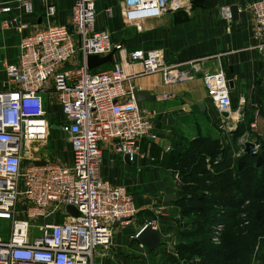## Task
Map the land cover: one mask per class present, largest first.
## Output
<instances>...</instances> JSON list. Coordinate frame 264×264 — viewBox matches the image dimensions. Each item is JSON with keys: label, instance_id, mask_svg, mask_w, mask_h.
Masks as SVG:
<instances>
[{"label": "built area", "instance_id": "built-area-1", "mask_svg": "<svg viewBox=\"0 0 264 264\" xmlns=\"http://www.w3.org/2000/svg\"><path fill=\"white\" fill-rule=\"evenodd\" d=\"M100 1L74 0L70 25H51L25 36L17 61L5 68L13 87L0 91V220L9 224L8 232L0 229V264H112L107 260L115 223L127 225L138 213L126 187L102 176L104 154L112 147L119 156L135 162L141 142L154 137L155 123L149 112L138 108L133 88L125 87L138 73L127 72L120 63L90 70L88 56L103 58L116 50L128 66L141 65L139 74H161L165 86L200 77L220 116L221 135L234 132L243 121L240 111L237 121L230 118L236 112L234 89L225 70L206 72L203 60L168 65L160 50H118L110 31L97 28ZM123 9L125 23L135 25L146 17L189 11L191 1L124 0ZM251 9L254 37L263 52L264 0L253 3ZM106 11L112 14V8ZM19 12L33 15L32 0H0V16H12L4 19V28L28 27L19 22ZM56 12L55 5H47L48 17ZM221 14L232 22L230 6L222 7ZM49 107H56L61 118L53 121ZM255 128L250 125L251 130ZM52 129L67 137L71 147L68 164L40 157ZM247 143L253 144L252 154L260 152L261 143L247 132L241 138L238 157L247 154ZM67 206L75 207L79 217H72ZM156 214L161 216L163 209ZM147 225L158 230L157 221L142 229ZM222 229V224L213 228L217 245ZM140 231L129 238L139 250L147 251L138 241Z\"/></svg>", "mask_w": 264, "mask_h": 264}, {"label": "crops", "instance_id": "crops-1", "mask_svg": "<svg viewBox=\"0 0 264 264\" xmlns=\"http://www.w3.org/2000/svg\"><path fill=\"white\" fill-rule=\"evenodd\" d=\"M3 1L14 3L16 0ZM123 1L101 0L97 6V28L110 31L113 45L118 50H160L168 65L203 60L201 66L206 72L222 68L229 80H234L233 103L236 105L238 97L241 100L244 96L243 121L250 120L246 132L256 133L260 120L264 121V74L261 68L264 53L258 49L259 43L254 37L251 9L258 0H190L189 11H170L160 17H146L135 25L125 23ZM32 2L33 15L18 14L19 22L28 24L26 29L17 26L6 29L2 22L12 16H0V91L13 87L7 79L5 68L17 61L25 36L51 25L71 24L74 0ZM48 4L56 7L57 12L53 17L47 16ZM224 6L239 7L237 21L232 19V22H228L222 16L221 8ZM107 8H112L111 15L107 14ZM122 57L117 52L113 64L100 68L109 69L120 63L127 72L138 73L125 83V87L130 91L133 88V92L145 91L155 98L154 101L142 103V108L151 114L155 128L154 137L141 142L140 156L135 162L127 163L125 157L116 154L112 147L106 148L102 176L112 184L125 186L135 199L138 214L142 216L137 224H133V219L127 225L115 227L112 256L107 261L112 264H169L171 257L178 259L175 250L179 243L178 225L184 226L188 220L182 216L176 202L164 201L166 196L178 198L181 191L178 184L180 175L168 168L169 155L188 146L191 140L199 136L208 137L210 133L206 134L205 130L210 129L208 124L213 129L212 123L216 124L218 113L202 78L165 86L161 74H139L141 65L130 67ZM165 97L168 99L165 100ZM200 104H204V110H200ZM212 112L217 118L213 117ZM251 124L256 125L253 132L249 131ZM68 153L71 156L70 145ZM159 208L163 209V214L157 217ZM150 217L157 218L161 242L164 243L155 252L139 250L137 242L129 238L142 229L143 224L140 226L138 223L143 220L145 223ZM254 264H264V250Z\"/></svg>", "mask_w": 264, "mask_h": 264}, {"label": "trees", "instance_id": "trees-1", "mask_svg": "<svg viewBox=\"0 0 264 264\" xmlns=\"http://www.w3.org/2000/svg\"><path fill=\"white\" fill-rule=\"evenodd\" d=\"M248 127L240 125L235 135L241 136ZM259 142L258 154L249 152L233 164L219 140L209 137L199 136L170 153L168 168L182 181L176 204L191 222L178 234V259L171 257L169 264H252L257 244L264 243V138ZM210 157L212 171L206 164ZM220 224L225 232L216 245L213 228Z\"/></svg>", "mask_w": 264, "mask_h": 264}, {"label": "rangeland", "instance_id": "rangeland-1", "mask_svg": "<svg viewBox=\"0 0 264 264\" xmlns=\"http://www.w3.org/2000/svg\"><path fill=\"white\" fill-rule=\"evenodd\" d=\"M244 102H242L240 100V96H239L238 97V102L236 103V105L234 104V110L236 112L240 111V113L243 114ZM198 107H199V105H198ZM212 114H213L214 118H217V116L213 112H212ZM49 115H50L51 119L53 121H55L57 119V116H58L56 108L50 107ZM219 121H220V116L218 115V119L215 121L216 124L212 123L213 129L211 130V126H209V124H208V127H210V129H206L205 133L206 134H207V132H208V134L210 133L209 135H207L209 138H212V139L215 138V139L219 140V142H222L221 147H222L223 151H225V154L227 156L228 162L233 164V163H235V161L237 159H239V158H241L243 156V155H241L240 157H238V154L241 151V144H240L241 138L243 137L244 134H247V132H246L247 130L243 128L242 131L244 133L241 136H239V137H237L235 135L236 131L238 130V128L234 132L226 133V134L221 135V133L219 132V129L217 127V124H218ZM249 123H250V120L248 118L246 121H241V123L238 125V127L240 125L243 126V127L244 126H248ZM260 124H258L259 128L256 131V133H252L254 135V137L257 138L258 140H259V137L260 138H264V121L260 120ZM203 128H205V127H203ZM249 131L253 132L252 130H249ZM261 134H262V136H259ZM68 150H69V144H68L67 137L65 135H63L62 133H59V131H57L55 129L54 130L52 129L51 132H50V136L48 138V145H47V147H43L41 149L40 157L47 156L48 159H51V160L56 159L57 161H59V159H60L61 163L68 164L70 162V158H71L70 154L68 153ZM37 156H38V154H37ZM220 156H223V154H221ZM211 158L212 157L207 158V160H206L207 169L209 171H212V166L211 165H213V163H211L212 162ZM217 160H219V158ZM217 160H216V163H217ZM181 183H182V181H179L178 184L181 185ZM138 213H137V215L135 217L130 219V220L134 219L133 220V224H135V223L137 224V220L138 219L141 220L142 216H141V214H138ZM156 216L158 217L160 215L156 214ZM144 221L145 220H143V222H139L138 225H140V224L142 225L143 224V226H144L146 223L157 221V218L156 217H154V218L150 217V220H147L145 223H144ZM189 222H191V219L186 220V224H188ZM185 225H184V227L178 225V227L180 228V230H179L180 232H182L183 229H185ZM8 226H9V224H8L7 221L0 220V229H3L4 231L8 232L9 231ZM222 226H223V229L221 230V235H219V237L216 236V237L221 238V239H222V236L224 235L223 233L225 232V227H224V225H222ZM217 231H218V229H217ZM213 234H214V232H213ZM213 234H212V236H213ZM213 238H214V236L212 237V242L214 241ZM177 239H178V237H177ZM221 239H220V242H221ZM262 239H264V237ZM178 242H180L179 239H178ZM263 250H264V243L262 242V240H260V242L257 244V246L255 248V251H254V254L252 256V264H254V262L258 258H261V253H262ZM111 256H112V254L109 255V257H111ZM180 264H183V263H180Z\"/></svg>", "mask_w": 264, "mask_h": 264}, {"label": "water", "instance_id": "water-1", "mask_svg": "<svg viewBox=\"0 0 264 264\" xmlns=\"http://www.w3.org/2000/svg\"><path fill=\"white\" fill-rule=\"evenodd\" d=\"M146 13L147 12H143V14H146ZM231 14H232V19L234 21H237L238 16H239V7L238 6H232L231 7ZM69 29L71 31H73L74 27L71 25L69 27ZM115 53H116V50H113L109 55H107L106 57H103V58H101L97 55L88 56V58H87L88 68L90 70H95V69H98V68H100L106 64H113V57H114ZM263 53H264V50H263ZM263 64H264V58H263ZM263 71H264V67H263ZM229 85H230L231 89H235V84H234L233 79L229 80ZM133 95H134L135 102H136L138 108H140V109L142 108V103L144 101H154L155 100L154 97H151L150 94L145 92V91L135 90L133 92ZM199 107H200V110L205 109L204 104H200ZM224 115L227 116V114H224ZM245 147H246L245 152L249 153L250 150L253 148V144L247 143ZM125 160L127 163H130L128 156H125ZM164 201L168 202V203H173V202H177L178 198L172 197V196H166L164 198ZM66 211L72 217H79V215H80L78 210L73 206H67ZM119 225H120V222L115 223V227H117ZM138 240L140 242H142L150 251H155L161 246V236L159 234V231L151 225L145 226L140 231L139 236H138ZM171 249H173V247H171Z\"/></svg>", "mask_w": 264, "mask_h": 264}, {"label": "bare ground", "instance_id": "bare-ground-1", "mask_svg": "<svg viewBox=\"0 0 264 264\" xmlns=\"http://www.w3.org/2000/svg\"><path fill=\"white\" fill-rule=\"evenodd\" d=\"M238 117H239V113L238 112H235V113H232L231 114V119L234 120V121H237L238 120Z\"/></svg>", "mask_w": 264, "mask_h": 264}]
</instances>
